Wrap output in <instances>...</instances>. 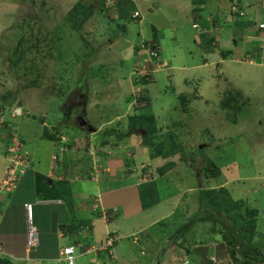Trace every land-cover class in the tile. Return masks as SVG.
Wrapping results in <instances>:
<instances>
[{
  "label": "rangeland",
  "instance_id": "rangeland-1",
  "mask_svg": "<svg viewBox=\"0 0 264 264\" xmlns=\"http://www.w3.org/2000/svg\"><path fill=\"white\" fill-rule=\"evenodd\" d=\"M4 1L0 2V32L2 28H6L9 38L5 40L4 37L0 40V52L4 53L6 51L7 59L15 56L16 53V60L18 61V66L13 67L11 61L5 59L3 62L4 75H7V80L15 86L17 91L18 89L22 90L17 97L23 100L24 107L30 110L32 108L31 102L34 101L38 104L40 111H49V118L53 122H55V118L52 117L53 114L57 112L58 116L62 117L60 111L65 106L66 101L73 98V92L77 86L81 89L82 85L79 84L81 75L86 72L89 74L94 65L98 67L101 65L109 70L97 88L101 95L99 96L100 99H103L102 102L107 105L103 108L98 106L93 108L92 103L95 98L94 96L91 97L90 124L93 128L98 129L104 120L110 119L115 114L121 115L126 111L129 107L128 98L131 93L130 86L127 87L126 78L130 77L129 73L132 72L135 63L132 54L129 58L127 57V54L131 53L126 41L129 38L141 41L143 37L152 36L153 38L155 36L163 59L175 64V68L179 67L183 70L174 71L176 79H173V85L188 99L192 94L191 97L193 98L192 100L190 98V102L185 96H180L177 101H174L175 96L171 89L172 82L163 73L159 78L158 85L150 89L152 102L149 98L145 99V102L142 103L144 106H140L141 109L138 112L139 114H145L149 118V122L159 121V123L157 122V130H163L158 139L155 140L153 148L148 146L154 157L157 153L173 150L177 145L186 148L185 155L187 159L185 161L181 159L183 152H177V154L169 157V162H174L170 165L172 168L174 167V170L171 169L170 174L166 171L164 176H159L158 180L153 183L157 189L148 188L143 191L146 205H154L153 207L156 208L155 217L168 215L170 211L174 210L175 200H177L178 211L174 219L178 215L184 216V222L181 225L190 217L185 214L182 208L188 209L189 212L194 209L191 216H198L200 219L205 220L210 209L218 207L223 198L220 197L216 200L212 198L213 205L209 208L203 207L202 202H199V190L202 189L200 186L206 190L209 188L224 189L232 196L233 201H245L247 207L244 209L259 208L258 193L256 194L254 190L255 188L257 190L258 185L264 186V180H261L264 179V65L257 66L256 64L262 65L259 61L250 63L249 56L246 58L242 55L239 58L240 62L235 60V62L228 64L229 67L226 63L223 65L214 64V59H210L208 64L211 66L209 68H195L196 70L193 71L192 64H203L200 55L203 45L197 43L196 30L194 29L198 28V24H195L193 28L192 23V18H196V15L194 13L192 17L180 15L178 12L179 7H176L179 2L183 3L189 0H170L169 3L166 2L167 0H141V8L138 7V9L142 11L143 20L131 24L137 26L130 25V29L134 30L130 32V35L125 33L126 30L123 32V29H120L122 25L118 9L121 4L119 6L117 0L110 1L109 11L105 12L106 16L97 17L99 16L97 15L94 17L93 22L86 24L80 32L73 31L68 20H66L68 24L64 25V15L60 11L62 13L65 11L66 14L80 1L89 4L94 0ZM75 1H78V3H74ZM135 1L137 0H132L133 3ZM194 1L191 0L192 8L195 7ZM219 1L222 2L219 3V6L222 7L221 11H217L215 8L214 2L216 0H205V2L200 3L203 8L202 17L211 14L215 16L214 20H216L221 18V14L225 15L228 11L227 7H230L229 3L236 4V6L239 3L238 0ZM243 4L244 0L241 2V5ZM128 5V3H125L123 6L127 8ZM245 5L246 17H240V19L246 20L255 15L258 22H260L264 18V0H245ZM41 8L45 10L42 11ZM46 9H50V16L47 20H44L45 22H35L30 18L35 16L34 18L44 19L47 15ZM53 13L54 16H51ZM198 20L200 21V18ZM219 22L221 26L217 25L214 32L217 35L220 34L221 37L222 32L227 30L231 23L222 20H219ZM140 23L141 25H139ZM153 27L158 28V32L154 35ZM226 34H228V31ZM102 38L103 40H100ZM31 39L33 41L30 42ZM109 39H116V44L110 46ZM102 42H104L103 48L99 54H96L98 49L101 48L100 44ZM30 44H34L35 47L39 46L42 52L27 53L26 58L22 60L20 54L26 51ZM4 45H6V48H4ZM190 51L192 54L189 53ZM51 53H53V59H50ZM175 56H177V59ZM30 58L32 59L30 60ZM241 62L255 65L245 68L243 65L246 66V64ZM32 67L33 70L31 71ZM228 68L231 77L227 71ZM112 70L118 74L117 80L121 79L122 82V87L118 91L111 87L112 83L115 86V81L112 82V77H109ZM39 73L42 77L38 78ZM35 79L40 87L37 89L28 87V84L35 83ZM198 83L208 85L210 89L207 93L209 100L204 101L195 98V89L199 88ZM124 88L126 89L125 93L123 92ZM107 92H116L115 96H118V98L111 102L114 104H109V101L105 100L108 95L103 93ZM227 92H232L231 95L238 96L237 102L241 103L243 97L246 102L237 124L228 123L227 121H230L231 117H228L227 113L221 110V101L226 98ZM172 100L173 102L170 105ZM131 106H133V100H131ZM144 107L147 108L142 109ZM151 115L154 117L151 118ZM62 120H65V118L62 117ZM76 120L74 118V121ZM129 120L131 121L130 118H123L114 127L106 124L101 128V131L112 130L113 134L122 131V134H125L130 130L129 124L131 122ZM126 121L127 127H125ZM65 128L77 133L82 131L64 124L59 126L60 131ZM85 134L93 135L88 132ZM135 135H137L136 140L140 137L143 139L142 134L135 132ZM94 137L99 140L98 142H101L103 138L99 133ZM110 139L114 143L113 138ZM157 144H163L164 146L157 149ZM171 154L173 153L171 152ZM206 159H210L216 164V167L212 168L217 172L215 176L208 175V170H205ZM255 175L257 177L253 178ZM225 181H228L224 186L226 189L219 187V184ZM190 202H192L191 205H189ZM261 204L264 205V203ZM149 207L151 206L145 208L148 212L152 210ZM229 207L232 208L233 205ZM222 211L226 216L228 211L226 207H223ZM260 214L264 215V209H261ZM194 227L196 228L193 231L191 229L186 231V237L180 240L179 246H183L188 242L191 243L193 240L199 243L201 241L213 244L222 243L221 232H224L225 229L222 230L221 227L213 224L207 226L205 221H201V224L194 225ZM173 230L171 227H159L158 225L149 233H145L144 237L141 235L143 232H139L130 240L124 238L115 248L120 263L158 264L156 262L158 257L161 256L159 255L160 251H162L164 256L166 253L168 254L169 264H172L177 256V253L170 250L171 246L175 247L169 236ZM159 232H161L159 236H163L161 241L152 238L154 234L157 235ZM166 233L167 235L164 237ZM174 233L175 231L172 234ZM136 236L142 237L139 244L133 242ZM147 236L150 238L148 239ZM148 243L150 245H146ZM260 243L261 240L256 241L257 246ZM179 246L175 249L179 250ZM228 252V250L225 253L218 252L219 256L216 259L221 264H232ZM171 255L175 257L172 258ZM135 257H138L141 262ZM85 260H88V258ZM132 260L133 262H131ZM145 261L146 263H144Z\"/></svg>",
  "mask_w": 264,
  "mask_h": 264
},
{
  "label": "crops",
  "instance_id": "crops-1",
  "mask_svg": "<svg viewBox=\"0 0 264 264\" xmlns=\"http://www.w3.org/2000/svg\"><path fill=\"white\" fill-rule=\"evenodd\" d=\"M140 1L141 0H137L133 3L131 0L121 1L122 3H120L121 7L119 8V15L121 16L120 22L122 25L120 26V29H123V32L126 30L125 33L129 35L130 32L134 31L131 30L130 27L137 26L131 24L139 22L131 19V13L138 11L141 16L143 15L142 11L138 9V7L141 8ZM169 1L170 0H167L166 2L169 3ZM0 2L5 1L0 0ZM74 3L77 4L78 1H75ZM125 3L129 4L127 8H131L130 10L124 9L123 5ZM214 3L216 5V10L221 11L222 7L219 6V3L222 2L216 0ZM231 4L232 3H229V6H231ZM243 6L245 8V1ZM176 7H179L178 12L180 15L186 17L194 16L191 0L187 2L184 1L183 3L179 2ZM227 8L228 11H226L225 15L221 14V18H217L218 21H215L217 22L216 25L212 24L215 16L211 14L202 18V22H200V24L195 22V18H192L193 28L195 24H198V28H194L196 30V41L199 45H203L200 50L203 64H192L191 68L193 71L196 70L195 68H209L211 66L208 64L210 59H214V64L223 65L226 63L228 67V64L235 62V60L240 62L239 58L241 57V53H243L245 47L249 48L248 45L241 42V37L248 33L246 32V27L264 22V18L258 22L255 15L251 18H247L246 20H238V16L233 15L229 11V7ZM223 9L225 10V8ZM219 20L226 23L230 22L231 25L227 27V30L222 32V38L220 37V39L217 40V42H219V46L213 48V46H210L208 43L209 37L207 34L212 35L216 30L215 27H217V25L221 26ZM96 22L100 21L96 20ZM139 25H141V23ZM227 31L228 34H226ZM156 32H158V28L153 27V35ZM8 35V30L6 28H2V31L0 32V40L4 37L5 40L8 39ZM145 38L143 37L141 41L156 40L155 36L153 38L152 36L147 39ZM134 39L135 38H129L126 41L129 45L128 49L131 52L127 54V57L129 58L132 54L135 61L136 54L138 53L137 43L140 41H138L139 39ZM100 40H103V38ZM116 42V39H109L110 46L115 45ZM4 48H6V45H4ZM6 53V51H4V53L0 52V103L11 104L12 100L17 97L22 90L18 89L17 91L15 86L7 80V75H4L5 72L3 71V62L7 59ZM189 53L192 54L191 51ZM175 58L177 59V56H175ZM7 60L10 62L11 57ZM168 63L171 68L166 72L158 73L155 81L147 86V97L150 100V89L151 87L153 88L158 85L159 78L163 73H165L169 81L172 82L171 89L175 96L174 101H177L180 96H185L177 90L175 85H173V79L175 78L174 71L183 70L179 67L175 68V64L170 62ZM253 65L246 64V66L243 65V67L248 68V66L251 67ZM256 65L263 66L264 64ZM213 68L215 69L214 66ZM108 71V68H105L104 66L99 65L98 67L94 65L89 74L86 72L80 77V85H82L87 94L85 109L88 120L90 117L89 108L91 106V97L94 96L95 98L92 103L93 108L97 106L103 108L107 105L102 102L103 99H100L99 96L101 95L97 88ZM227 71L231 77L229 68ZM14 73L15 72L13 71V74ZM109 77H112V82L115 81V86L112 83L111 87L117 91L120 90L122 82L121 79L117 80L119 77L118 74L112 70L109 73ZM126 79L128 82L127 87L130 86L131 88V93L128 98L129 107L123 114H115L112 115L110 119L104 120L101 127H99L98 131L93 135L85 134L87 133L86 131L85 133L84 131L77 133L66 128L63 131H60V125L64 124L69 126L71 124L68 118V124H66V122L61 124V117H59L56 112L52 116L55 118V122H53L51 118H49V111H40L38 104L34 101L31 102L32 108H30V115L19 116L13 123V126L8 128L12 132L15 127V130L20 133L21 138L27 146H29L31 156L33 158V166L29 171H27V174L21 178L15 191L9 193L4 192L0 195V259H2L3 262H10L11 264H66L64 261L60 260V252L66 246L75 247L76 264H94L96 259L103 262L107 258L105 254L95 252L98 250H94L95 253L91 252L90 254H83L85 248H89L88 250L92 251L94 248L103 244L110 234L116 235L117 238H121V241L124 240V238H131L139 232H143L141 235L144 237L145 233H149L150 230H153L158 225L159 227H171V229H174L172 231L173 233L174 231L176 232V230H181L187 223V220L194 217V215L191 216V212L194 209H191L190 207L191 212H189L188 209L186 210L182 208L185 211V214L190 216L187 218L183 226L181 224L184 222V216L181 217L178 215V217L174 219V216L178 211L177 200H175L174 210L170 211L168 215L155 217L156 208L153 207L154 205H146L144 202L143 191L148 188L157 189L153 185V183L159 178L157 170L165 166L170 159L154 157L152 150L143 144L142 137L136 140L137 135H135V133L127 135L124 138H119L117 134L109 135L106 130L104 132L101 131V128L106 124L114 127V125L121 122L123 118L129 119L130 116H133V114H137L131 106V99L133 100V97L131 98L133 90L131 77L128 76ZM198 84L199 88L195 89V98L204 101L209 100L207 96V93L210 91L208 85L205 83ZM125 91L126 89L124 88L123 92L125 93ZM103 94L108 95L105 100L109 101V104H114L111 102L118 98V96H115L116 92H107ZM191 96H189V99L185 96L189 102L190 98L191 100L193 98ZM172 102L173 100L170 105ZM67 107L69 108V105H67ZM26 109L29 110L28 108ZM75 109L76 108L72 106L69 108V119L72 120V122L73 116L76 115ZM66 112L67 108L65 106L63 110L61 109V113L66 114ZM157 116L160 117L158 114ZM157 122L159 123V121ZM46 127L51 130L52 134L57 136V140L44 138ZM125 127H127V121L125 123ZM8 129L5 131L6 135L4 136V139H7V136L9 137L11 133ZM98 133L103 137L101 142H98L99 140H96L94 137V135ZM110 138H113L114 143L111 142L112 140ZM5 147L6 143L3 144L4 150ZM62 148H64V151H61ZM7 166L8 160L4 157L2 151L0 152V180L4 177ZM143 166L154 169L156 175L153 182H142L141 177L131 171L132 169L134 171L138 168L141 169ZM172 170H174V167ZM170 171L171 169L168 170L169 174ZM256 177V175L253 176V178ZM227 183L228 181L220 183L219 187L225 188L224 186ZM40 188H43L42 191H39ZM200 188L204 187L200 186ZM263 188V185H258L257 190L256 188L254 190L256 194L258 193L257 199L259 202V208H255L259 210V214L256 226L257 237L254 241L256 239V241L264 239V215L260 214L261 209H264V205L261 204L264 203ZM207 190L212 189L209 188ZM53 194L58 197L53 198L50 196L49 199L44 198L46 195ZM182 200H184V198H182ZM26 203L33 204L32 223L39 232V246L31 250V252H26L28 227V220L24 208V204ZM191 204L192 202L189 203V205ZM148 206H151L149 207V209H152L150 212L145 209ZM214 221L215 219L205 222L207 226L213 224L221 227L222 230L226 229L219 224L220 222L216 223ZM197 224L199 225L201 222H198ZM197 224H195V226ZM193 227L190 228L192 231L196 228ZM160 233L161 232L157 235L154 234L152 238L159 239L157 241H161L163 236H159ZM172 233L170 235H173ZM166 235L167 233L164 237ZM185 237L186 236L184 235L181 239ZM135 239L141 241L142 237L136 236ZM170 240L175 247L180 245V240ZM212 246L211 242L205 243L204 241H201L199 243L194 240L191 243L188 242L183 244V246H179V250H176L175 247L171 246L170 250L177 253V256L173 260L172 264H178L184 259H190L195 264H205L209 262L210 259L217 257L215 256V253L218 246ZM186 248L193 250L192 256H197L195 255L198 254V251H195L196 248H202L204 254H200L195 259H192L190 258L191 256L187 255ZM159 255H161L160 257H163L164 253L160 251ZM171 256L172 258L175 257L173 255ZM86 258H88V260H85ZM135 258L138 259V257ZM131 262H133V260ZM157 263L169 264L168 254H165L162 262ZM127 264L131 263L127 262Z\"/></svg>",
  "mask_w": 264,
  "mask_h": 264
},
{
  "label": "trees",
  "instance_id": "trees-1",
  "mask_svg": "<svg viewBox=\"0 0 264 264\" xmlns=\"http://www.w3.org/2000/svg\"><path fill=\"white\" fill-rule=\"evenodd\" d=\"M105 1L107 2V0H94V1H91L89 4H85V3L80 1L75 7H73V9L71 11H69V13L65 14V11H63V13H62V11H60V13L64 15L63 16L65 19L64 25L68 24V22H69L71 24L73 31L80 32L81 29L86 24L92 23L94 17H96L97 15H99L97 17L106 16L105 12L109 11V7L107 6ZM203 2H205V0H195L194 1L195 7L193 8V13H194V15H196V18H195L196 23H200V21H202V18H204V17H202L203 8L200 6V3H203ZM238 2H239L238 3V6H239V5H241L242 0H238ZM120 3H122V2H119V4H118L119 6H120ZM234 5L231 4V6L229 7V11L233 15L237 16L234 12V8H233ZM124 9L130 10L131 8L130 9L124 8ZM43 10H45V9H42V11ZM46 11H47V15L44 19H41L40 17L34 18L35 16L30 17V18L32 20H34L35 22H38V21L43 22L44 20H47L50 16L49 15L50 9L49 10L46 9ZM51 16H54V13ZM199 18H200V21L198 20ZM218 19L213 20L212 24L216 25L217 22H215V21H218ZM66 20H68V22ZM238 20H240V16H238ZM246 28H247L246 32H248V33L244 34L241 37V42L248 45L249 48L245 47V49L243 50V53L240 52L241 56L242 55H244V56L254 55L255 52L259 51L256 47V44H255L258 41L254 40L253 37L264 38V28L262 27V25H252V26H248ZM40 33H42V31H40ZM218 35L215 34V32H213L212 35L207 34V36L209 37L208 43L210 46H213V48H216L219 46V44H218L219 42H217V40L220 39V35L219 36ZM31 41H33V40L31 39L30 42ZM214 42H215V44L212 45ZM103 44H104V42H102L100 44L101 48L98 49L96 54H99V52L103 48ZM147 44L148 43L146 41L145 45H147ZM36 51L42 52V49H40L39 46L35 47L34 44H30V46H28L26 51H24L20 54V58L22 60H24L26 58L27 53L32 54L33 52L35 53ZM14 55L15 56H13V57L11 56V64L14 65L13 67L18 66V61L16 60L17 54L15 53ZM224 55H226V54H224ZM31 59L32 58H30V60ZM50 59H53V53H51ZM32 70H33V67L31 68V71ZM37 77L38 78L42 77L41 73H39V75ZM34 82L35 83L32 85L28 84V87L39 88L40 84H37L36 79L34 80ZM19 94H21V93H19ZM231 94H232V92H227L226 98L222 99L221 110L223 112L227 113L228 117H231L230 121H227L228 123L237 124V122L239 120V116L242 113L241 111L243 110L244 104H246V102L244 101V97H243V100H241V103L237 102L238 96H234ZM8 95H10V94H8ZM143 99H145V98H143ZM182 100H184V99H182ZM15 101H16V97L12 100L11 104L5 103L6 108L11 107ZM22 105H23V102H22ZM152 117H154V116L151 115V118ZM130 119H131V121L130 120L129 121L131 123L129 124V127H130L129 132L122 134V131H121V132L117 133V136L119 138L120 137L124 138V136L132 135L133 133L137 132L138 130H146V134L143 135V144L153 148V144L155 143V140L158 139L160 134L163 132L162 130H160V131L157 130V122L155 120L152 122H149V118H147L145 116V114H142V113L141 114L137 113L136 115L130 116ZM8 130L11 132L10 129H8ZM107 133L109 135L113 134L112 130H107ZM137 134H140V133L137 132ZM44 138L51 139V140H57L56 136L54 134H52L51 130H48L47 127L45 130ZM0 139H1V137H0ZM7 143H9V142H7ZM157 145H158L157 149H161L164 146L163 144H157ZM2 151H3L4 157L9 155V152L7 150H4L3 145H2V140H1L0 141V152H2ZM185 151H186L185 147L183 148L182 145H177L174 147L173 150H171L169 152L166 151V152H161V153L155 154V157H162L164 159H169V157H171L174 154H177V152H183L181 159L185 161L187 159V157L185 155ZM171 152L173 154H171ZM171 164H174V162H168L165 164V166H163L162 168H159L157 170V175L158 176L165 175L166 171L172 169V167L170 166ZM10 167H11L10 162H8L6 172L9 170ZM204 167H205V170H208V175L215 176V174H217V172L214 169H212L213 167H216V164L212 160L208 159L206 161V164L204 165ZM6 176L7 175L5 174L3 179ZM41 190L42 189L40 188L39 191H41ZM199 191L201 194V195L199 194V202H202L201 205L205 208L206 207L209 208L213 205L212 198H213V200H216L217 198L222 197L223 201H221L219 203L218 207H213L210 209V212H209V214L205 220L200 219L198 216H196V217L194 216V217L190 218L189 220H187V223L184 226L182 225L183 227L181 230H179V231L177 230L178 232L176 231L173 235H170V237H171L170 239H172V240L176 239L175 241H179L181 239V237H183L186 234V230L192 228L198 222L209 221V220L215 219L214 222H216V223L220 222L219 224H221L222 227L226 228L224 230V232H221V239H222L221 242L222 243L217 244L218 248L216 250L215 256L218 257L220 252L225 253V251L228 250L229 256L232 260V264H264V239H261L262 243H260L258 246L256 245L257 239L254 241V239L257 237L256 226H257V217L259 214V210L253 209V208L244 209L245 207H247V205H245L246 202L243 200H240L237 202L233 201L232 196L227 191H225L224 189L206 190V189L202 188ZM199 191H198V193H199ZM50 196L53 198L58 197L57 195L53 194V195H46V196H44V198L49 199ZM214 202H216V201H214ZM230 205H233V207L232 208L229 207ZM223 207H226V210H228L226 216L224 215V213L222 211ZM127 239L130 240V237H128ZM138 239H137V241L133 240V242L135 244H139L141 241ZM146 245H150V243H148ZM222 249H225V250L223 251ZM186 250H187V255L191 256L190 258H192V259H195L200 254H204L202 248H198V249L196 248L195 249V251H198V254H195L197 256H192L193 250H190L187 248H186ZM163 259H164V256L160 257V258L158 257L157 262H162ZM138 260H139V258H138ZM103 262H105L104 264H109L106 260ZM139 262H141V261L139 260ZM212 262H213V260L210 259V261L207 263L211 264ZM144 263H146V261ZM207 263H205V264H207ZM0 264H11V263L10 262H7V263L3 262V260L0 259ZM94 264H96V263L94 262Z\"/></svg>",
  "mask_w": 264,
  "mask_h": 264
},
{
  "label": "clouds",
  "instance_id": "clouds-1",
  "mask_svg": "<svg viewBox=\"0 0 264 264\" xmlns=\"http://www.w3.org/2000/svg\"><path fill=\"white\" fill-rule=\"evenodd\" d=\"M110 1L111 0H107V2H106V4H107V6L109 7V5H110ZM121 1H131V0H117V4H119V2H121ZM233 8H236L235 9V14L237 15V16H240L241 18H245L246 17V14H245V12H244V6L243 5H237L236 6V4L233 6ZM118 11H119V9H118ZM136 13H138L139 15L138 16H134ZM131 19H133V20H136V21H139V22H141L142 21V16H141V14H140V12H138V11H135V12H132L131 13ZM112 21V20H111ZM115 21V20H114ZM255 25H264V22L263 23H257V24H255ZM253 39L254 40H257L258 42H256L255 44H256V47H257V49H259V46H260V42H259V38H256V37H253ZM142 40V39H141ZM147 41V43H155L156 44V46H157V48H158V45H157V42H156V40H146ZM146 41H140L139 43H137V51H138V53L136 54V59H135V63H134V66H135V64H136V62L139 60V59H141V58H143L144 57V55L142 54V52H141V46H142V44L143 43H145ZM159 49V48H158ZM159 52H160V50H159ZM160 55H161V53H160ZM161 58H162V60L164 61V62H166L167 63V69H163V70H161V71H159V72H157V73H155L154 75H153V79L151 80V81H146L145 83H144V93H145V96L143 97V98H145V99H148V97H147V86L150 84V83H152V82H154L155 81V79H156V75L158 74V73H161V72H166L167 70H169L171 67H170V65H169V63L166 61V60H164L163 59V57L161 56ZM262 64H264V63H262ZM134 66H133V69H134ZM132 73H133V70H132V72H131V74H130V77H131V81H132V84H133V90H134V83H133V80H132ZM32 88V87H31ZM133 90H132V94H133ZM78 94H82V100H84V102H85V104L83 105L84 106V109H85V106H86V101H87V94H86V92H85V90L83 89V87H81V89L77 86L76 87V89H75V91L73 92V98H72V100H75L76 101V98H78ZM131 94V98L133 97V95ZM145 99H143V100H145ZM132 100V99H131ZM133 100H134V98H133ZM70 101H71V99L70 100H68V101H66V104H65V106H66V108H67V111H68V107H67V105H69L70 104ZM1 102V101H0ZM6 104L5 103H0V107H2L4 110H5V113H4V125L2 126L3 128H2V131H1V135H0V137H1V139H0V141L2 140V145L4 144V143H6V147H5V150H7L8 152H9V155H7V156H5V158L8 160V162H10V165H11V167L9 168V170L5 173L7 176L9 175V173L11 172V173H15V175H16V178H15V182H14V185L11 187V189L10 190H4V191H2L1 193H0V195L2 194V193H6V192H13V191H15L16 189H17V187H18V185H19V182H20V180H21V178H23L26 174H27V171H29L31 168H32V163H33V158H32V156H31V152H30V148H29V146H27V144L24 142V140L21 138V135H20V133L17 131V130H15L16 128L14 127L13 128V130H12V132L10 133V135H9V137L7 136V139H4V136L6 135V133H5V131L9 128V127H12L13 126V123L15 122V120L19 117V116H27V115H30V110H27L23 105H22V99L19 97H16V101L14 102V104L11 106V107H9V108H6V106H5ZM15 105H17L18 106V108L20 109V111L17 113V114H15L14 116H13V110H12V108H13V106H15ZM64 106V107H65ZM64 107L62 108V110L64 109ZM132 108H134V110H135V112H139V110L141 109V108H139V107H135L134 106V104H133V106H132ZM147 107H144V108H142V109H146ZM85 112H86V109H85ZM60 113H61V111H60ZM67 113V112H66ZM62 115V117L63 118H66V114L65 113H61ZM86 115H87V113H86ZM62 117H61V124L62 123H64V122H66V124H68V120H70V119H68L67 120V118H69L70 117V114L68 115V117L65 119V120H62ZM73 117H75L76 119H77V116H73ZM87 123H88V121H87ZM88 125H91L90 124V122L88 123ZM88 125H85V127H87ZM69 126H72V127H76L75 125H69ZM77 128V127H76ZM79 129V128H78ZM96 129V128H95ZM48 130H50L49 128H48ZM98 131V129H96V132ZM86 132H88V133H91V134H94V133H96V132H89L88 130H86ZM103 132V131H102ZM138 132V131H137ZM139 133V132H138ZM56 138H57V136H56ZM14 139H17L16 141L17 142H19V145L18 146H16V142H15V140ZM5 141H7V142H9V143H7V142H5ZM61 151H64V148H62V150ZM134 174H136V175H138V176H140L141 177V181L142 182H153L154 180H155V175H156V173L154 172V169L152 168L151 169V167H146V166H143L141 169L140 168H138L137 170H131ZM146 171V172H145ZM149 172L151 173V175H149ZM140 174V175H139ZM7 176L0 182V185H1V183L7 178ZM152 179V180H151ZM41 189H43V188H41ZM40 190V189H39ZM42 191V190H41ZM97 202V201H96ZM28 205V206H27ZM29 206H31V207H29ZM24 208H25V211H26V216H27V220H28V227H27V240H28V232H29V229H30V227H33V228H35L36 229V227L33 225V223H32V216H33V204L32 203H26V204H24ZM37 230V229H36ZM114 239L113 241H112V245L111 246H109L107 249H103L104 247H106V245L108 244V241L110 240V239ZM135 241H137L136 239H134ZM37 241H38V245H36V246H34L31 250H33L34 248H37L38 246H39V232H38V230H37ZM121 241V238H117V236L116 235H113V234H110L109 236H108V238L106 239V241L103 243V244H101L100 246H98V247H96V248H94L92 251H89L88 249L89 248H85V250H84V252H83V254H90L91 252H94V250H98V251H95V252H101L102 254H105L106 255V261L110 264H121L120 263V261H119V258H118V255H117V253H116V246L119 244V242ZM212 245L214 246V245H217V244H213L212 243ZM212 246V247H213ZM66 247H72V248H74V252H75V256H76V249H75V247H73V246H66ZM66 247H64V248H66ZM63 248V249H64ZM26 249H27V241H26ZM62 251V250H61ZM26 252H27V250H26ZM31 252V251H30ZM94 252V253H95ZM217 257H215V258H213L212 260H213V262H217L218 264H221L217 259H216ZM60 260H61V252H60ZM75 260H76V258H75ZM184 260H189L191 263H193V264H195L194 262H192L190 259H184ZM184 260H182V261H180L178 264H180L181 262H183ZM61 261H63V260H61ZM213 262L211 263V264H213ZM66 263V262H65ZM96 264H104L105 262H101V260H98V259H96V262H95ZM67 264V263H66Z\"/></svg>",
  "mask_w": 264,
  "mask_h": 264
},
{
  "label": "built area",
  "instance_id": "built-area-1",
  "mask_svg": "<svg viewBox=\"0 0 264 264\" xmlns=\"http://www.w3.org/2000/svg\"><path fill=\"white\" fill-rule=\"evenodd\" d=\"M236 8H234L235 11ZM139 14L136 13L134 16H138ZM264 28V25H262ZM260 46H259V51L255 52L254 55H247L249 56L250 63L258 62L259 63H264V38H259ZM141 52L144 55L143 58L139 59L133 69L132 73V80L134 83V90H133V104L135 107L144 106L142 105L145 100H143V97L145 96L144 93V83L146 81H151L153 79V75L163 69H167V63L164 62L161 58L159 49L157 48L155 43H148L145 45V43L142 44L141 46ZM246 56V58H247ZM13 116L17 114L20 109L18 108L17 105L13 106ZM4 113L5 110L0 107V135L2 131V126L4 125ZM16 142V146L19 145V142H17V139H14ZM149 175L151 173L149 172ZM16 175L15 173H9L7 178L1 183L0 185V193L4 190H10L11 187L14 185ZM28 206V205H27ZM31 207V206H29ZM114 239H110L108 241V244L106 247L103 249H107L109 246L112 245V241ZM38 245L37 241V230L33 227H30L29 232H28V240H27V252H30L31 249ZM75 252L74 248L72 247H66L62 249L61 251V260L66 262L67 264H76L75 260ZM180 264H193L189 260H184ZM213 264H218L216 261L213 262Z\"/></svg>",
  "mask_w": 264,
  "mask_h": 264
},
{
  "label": "flooded vegetation",
  "instance_id": "flooded-vegetation-1",
  "mask_svg": "<svg viewBox=\"0 0 264 264\" xmlns=\"http://www.w3.org/2000/svg\"><path fill=\"white\" fill-rule=\"evenodd\" d=\"M84 104H85V102H84V100H82V94H78V98H76V101L71 99L70 104H69V108L71 106L76 108L75 109L76 115H74V116H77V120L74 121V117H73V122H72V120H69V122L72 125H75L80 130L85 132L87 130V127H85V125H84V120L88 121V123H89V120L87 118V115H86V112H85V109H84V106H83ZM69 108H68V111L66 113V118L68 117V115L70 113L69 112Z\"/></svg>",
  "mask_w": 264,
  "mask_h": 264
},
{
  "label": "water",
  "instance_id": "water-1",
  "mask_svg": "<svg viewBox=\"0 0 264 264\" xmlns=\"http://www.w3.org/2000/svg\"><path fill=\"white\" fill-rule=\"evenodd\" d=\"M84 125H88V123H87L86 120H84ZM87 130H88L89 132H96V129L93 128L92 125H88V126H87ZM138 132H139L140 134H142V135H145V134H146V130H138Z\"/></svg>",
  "mask_w": 264,
  "mask_h": 264
}]
</instances>
